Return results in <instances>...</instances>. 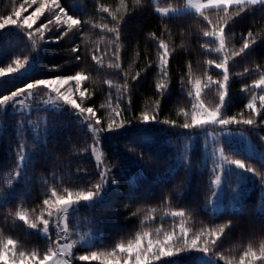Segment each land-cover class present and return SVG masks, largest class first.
I'll use <instances>...</instances> for the list:
<instances>
[{"label":"trees","instance_id":"16d2710c","mask_svg":"<svg viewBox=\"0 0 264 264\" xmlns=\"http://www.w3.org/2000/svg\"><path fill=\"white\" fill-rule=\"evenodd\" d=\"M184 3L0 0V264H264V162L221 135L264 153V4L155 13Z\"/></svg>","mask_w":264,"mask_h":264},{"label":"rangeland","instance_id":"374dc122","mask_svg":"<svg viewBox=\"0 0 264 264\" xmlns=\"http://www.w3.org/2000/svg\"><path fill=\"white\" fill-rule=\"evenodd\" d=\"M264 4V0H185L184 5L178 6V7H157L155 8V13L163 18L168 17H177V16H184L190 13H201L203 11L209 10V9H215L219 7H231V6H240V5H260ZM59 12V15L61 16V12ZM64 17L61 16V19ZM65 19V18H64ZM34 20L33 16H30L29 18H26L24 21H22L24 24L31 25ZM48 86L52 89V95L49 97L50 102L57 101L56 98L65 100L67 97L70 96V89L67 88L64 81H58V82H46ZM202 84V83H201ZM202 85H196L197 89L201 88ZM254 88L257 91L264 90V79H261L260 81L256 82L254 85ZM200 93V92H198ZM198 97V95H197ZM72 101V100H71ZM74 104V103H73ZM194 122L196 125L201 124H210L212 122L218 121V113L217 112H210L206 110L199 102L198 100L195 101L194 105ZM221 132V131H219ZM222 136L228 138V140L232 143V147L234 149H237V151L243 152L244 154L248 156L257 157L264 162V153L259 148H256L254 144L252 143L249 136L242 132H223L221 133ZM213 141L215 138H212ZM231 148V149H233ZM220 155L217 154V158L220 160L219 163V177L215 179L214 181V197L211 202V208L210 213L215 214L219 211H221L225 206L228 205V201L224 200L223 195L225 193V190L223 189L221 185V181L219 179H223V176L227 173V170H231V168H240L239 162H234L231 159L223 158L225 156L220 153ZM221 174V175H220ZM262 199L259 206V210L264 213V190L262 192ZM183 225L185 226V223L183 222ZM178 228V227H177ZM176 234L173 236H169L170 239H166L164 243H160V247H163L166 243L170 244L171 239L174 238ZM148 245L146 248L144 245ZM154 244H152V241H150L148 238L141 240L138 242V244L134 247L135 249H138V256L139 254H142L141 251L147 250L148 251L152 248ZM163 245V246H162ZM71 249V245L69 244H61L59 245L58 249L55 253H53L49 258H47L44 262L40 264H67L66 257L69 254V251ZM161 252L163 249H160ZM166 253V254H165ZM170 254V251H164L163 255ZM143 255V257H146ZM162 255V256H163Z\"/></svg>","mask_w":264,"mask_h":264}]
</instances>
